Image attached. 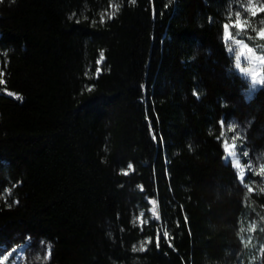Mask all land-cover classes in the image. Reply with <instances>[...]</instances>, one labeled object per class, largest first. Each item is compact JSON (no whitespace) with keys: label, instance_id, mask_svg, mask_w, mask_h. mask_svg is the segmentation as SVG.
Segmentation results:
<instances>
[{"label":"trees","instance_id":"1","mask_svg":"<svg viewBox=\"0 0 264 264\" xmlns=\"http://www.w3.org/2000/svg\"><path fill=\"white\" fill-rule=\"evenodd\" d=\"M241 4L0 0L8 251L26 243L23 264H264V191L249 192L223 160L234 125L238 148L264 165V85L246 95L224 41ZM260 8L245 32L230 29L264 55Z\"/></svg>","mask_w":264,"mask_h":264},{"label":"snow or ice","instance_id":"2","mask_svg":"<svg viewBox=\"0 0 264 264\" xmlns=\"http://www.w3.org/2000/svg\"><path fill=\"white\" fill-rule=\"evenodd\" d=\"M130 3L135 4L136 0H129ZM113 7H118V6H113ZM241 11L245 12L247 15L249 16H254L256 15V13L253 11L252 6H251V0H248L247 3L245 4H241ZM261 12H264V7L260 8ZM115 13L113 12L112 15H114ZM235 17H236V22L231 24V27H234L237 29V35H240L241 33L245 32L247 30L248 27H250L249 25H247L246 21L244 22L245 26L242 28L240 27V19H241V12L237 11L235 13ZM109 18H111V16H109ZM101 19L103 20V17H101ZM261 25L262 27L257 31L256 29H253V31L256 32V37L260 40H264V20H261ZM224 28V41L225 43L229 44L230 46L228 47V51L229 53L235 55V67L237 69L240 70L241 73H243L245 75V77H250V87L251 89H256L258 86L264 85V76H261L260 78H258L255 74L254 71H252L251 69H246L241 67V59L243 58V60L249 64H253L254 62H258L259 66L264 67V55H256V52L254 49L252 48H248L246 44H243V42L241 40H236L235 38H233L230 35L229 32V28L230 25L229 24H224L223 25ZM249 39H252L251 37H249ZM232 45H235V47H233ZM246 49V53L243 51H240V49ZM260 50L264 51V45L260 46ZM101 60H103V53L100 54ZM99 63V61L97 62ZM100 69L97 68V73H99ZM89 91H91V88H89ZM194 95H196V93H193ZM9 95H11V93H9ZM221 127L223 126V121L220 122ZM151 126V125H150ZM229 131L231 132H235L236 135L233 136L232 138V143L231 145L228 144L227 140H225L224 144H223V149L225 152V161L227 163H230L236 170H237V178L240 181V183H244V173H245V169L244 167L240 164L239 162V156L236 153V140L240 139V133L236 132V128L234 125L229 127ZM221 136H223V132L221 133ZM156 134L153 133V139L155 140ZM218 139H220V137H218ZM243 156H248V152L247 151H243L242 153ZM249 170H253L252 169V165L249 164L248 166ZM132 171V164L129 163L128 164V169L124 170L122 169L121 172L123 175H128V172ZM259 175H264V165H261V170L259 173H257ZM245 187L248 188L249 192H251V188L248 185H245ZM141 190H143L141 188ZM262 191H264V189H262ZM150 203L153 205L151 212H152V219L154 221H159V215L157 214L156 211V204L157 202L155 200L150 201ZM143 213L140 214L139 217H134L133 218V225L135 226L137 224V222L139 221L140 223V227L141 230H143V226L145 223H147V221L143 220ZM185 222H187V218L185 217ZM249 232L255 231V225L252 224L249 226V228L247 229ZM243 231V229H242ZM160 237H161V230L157 229V237H156V245L157 247H160ZM163 238L164 240L169 244V246L171 247V242L169 240V235L168 232L166 230L163 231ZM151 241H145L142 242L140 247L137 248L136 246H133V251H145L146 250V244L150 243ZM250 243V238L248 242H245V246H247V244ZM23 247V246H21ZM17 249L13 248L11 250V252L8 253V255H3L4 252H8V249L2 244V242H0V256H3V259L0 260V264H4L5 261H9L10 264H15V260H16V254H17ZM262 252H264V248L261 249ZM50 257V250L48 255L45 257V259H48Z\"/></svg>","mask_w":264,"mask_h":264},{"label":"rangeland","instance_id":"3","mask_svg":"<svg viewBox=\"0 0 264 264\" xmlns=\"http://www.w3.org/2000/svg\"><path fill=\"white\" fill-rule=\"evenodd\" d=\"M247 2H248V0H242V4H245V3H247ZM251 6H252V9H253L254 11L257 10L258 8H260V7L262 6L261 0H251ZM240 8H241V7H240ZM238 11L241 12V19H240V22H239V23H240V27L243 28V27L245 26L244 22L246 21V23H247V21H248V16H247V14H246L245 12H244V13H245V14H244L243 11H241V10H238ZM234 22H236V17H235V15H234L233 21H231V22L228 23V24L230 25V27H231V24L234 23ZM229 32H230V35H231L233 38H235L236 40H241V41L243 42V44H246V45H247L248 48H252V49H254V48H253L252 46H250V45H249L244 39L239 38V37H237V35L232 34L230 28H229ZM227 46L229 47L230 45L227 44ZM232 46L235 47V45H232ZM254 50H255V49H254ZM240 51H243V52L246 53V49L241 48ZM255 52H256V55H263L262 53H258L256 50H255ZM231 55H232V57H233V67H234V69H235L237 72H239L243 77H245V75H244L243 73H241L240 70L237 69V68L235 67V63H236V61H235V55H233V54H231ZM241 67L246 68V69H251L252 71L255 72V74H256V76H257L258 78H260L261 76H264L263 67H262V66H259L258 62H254L253 64H249V63L245 62V61L243 60V58H242V59H241ZM245 78H246V77H245ZM246 79L249 81V86H248V88L245 90L247 96H251V95L256 91V89H258L259 87L263 86V85H261V86H258L256 89H251V87H250V77H247ZM233 136H234V135H233ZM233 136H232V138H233ZM224 142H225V141H224ZM227 142H228L229 145H231V143H232V141H229V140H227ZM236 142H237V141H236ZM239 144H240V143H236V149H235V150H236L237 155L239 156L240 164H241V165L244 167V169H245L244 178H245V176H246V172H250V173H251V177L249 178L248 183H245V181H244L243 185H248V186L252 189L251 191H253V190H261V191H262V189H264V175H259V174H257V173H259L260 170H261V165H262V163H261V162H257V164H255V162H254L251 158H249V156H244L245 160H244V162H242L240 153L242 154L243 151H245V150L239 149V148H238V145H239ZM224 157H225V154H224ZM224 157H223V160H224V162H226L225 159H224ZM249 164L252 165V169H253V170H249V169H248L247 166H248ZM231 166H232V165H231ZM232 167H233V166H232ZM233 168H234V167H233ZM234 169H235V168H234ZM235 172H236V174H237V170H236V169H235ZM237 175H238V174H237ZM256 176H258V177H256ZM239 182H240V181H239ZM150 201H151V200H150ZM261 208H262V210H263V212H264V204L261 205ZM151 209H152V207L150 208V212H151ZM151 214H152V212H151ZM263 214H264V213H263ZM252 224H254L255 227L257 226V222L254 220V221H251L249 224H246L245 229L243 228L244 235H245V234L248 235V236L245 238V239H246V242H248V241H249V238L251 237V236H250L251 232H249L247 229H248L249 226L252 225ZM259 228H260V230L263 229L262 224H260ZM250 244L253 245V240H251V239H250ZM21 246H23V247H21ZM25 246H26V243H20V244H17V245H15V246H13V248H16V249L18 250V251H17V254H16L15 264H23V260H24V258H25V254H24ZM261 247H262V243H259V244L256 246V250H257L258 252H260ZM13 248H11L8 252H4L3 255H8V253L11 252V250H12ZM48 251H49V249L47 248V253H48ZM2 259H3V256H0V260H2ZM4 264H10V262H9V261H5Z\"/></svg>","mask_w":264,"mask_h":264},{"label":"bare ground","instance_id":"4","mask_svg":"<svg viewBox=\"0 0 264 264\" xmlns=\"http://www.w3.org/2000/svg\"><path fill=\"white\" fill-rule=\"evenodd\" d=\"M239 162H240V160H239Z\"/></svg>","mask_w":264,"mask_h":264}]
</instances>
